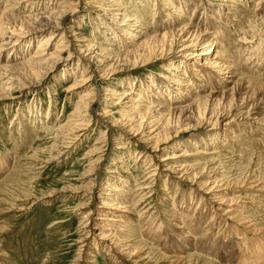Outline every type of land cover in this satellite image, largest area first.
Instances as JSON below:
<instances>
[{
	"label": "rangeland",
	"instance_id": "1",
	"mask_svg": "<svg viewBox=\"0 0 264 264\" xmlns=\"http://www.w3.org/2000/svg\"><path fill=\"white\" fill-rule=\"evenodd\" d=\"M100 1L110 5L103 7L108 14L120 16H107L99 11L97 7L103 5ZM157 1H76L77 11L66 18L61 28L67 39L75 34L84 49L101 46L105 50V63L99 69L106 72L104 76L95 72L96 63L88 59L72 64H69L72 60L53 63V68H49L51 72L38 87L21 90V81L13 76L17 89L7 94L8 100L0 101V264H264V45H260V38L264 36V0L260 6H255L257 0H235L238 13L224 27L226 30L220 32L222 50L236 67L237 85L232 88L233 84L228 83L232 88L230 92H224L218 75L203 67L199 73L192 72L196 65L189 62L190 65L185 67L194 77H187L192 86L188 88L172 81L167 70L175 67L182 74L181 66L186 61L180 51L182 45L172 44L163 55L159 50L151 59H148V53L143 54L144 49L127 54L121 51L132 46L116 29L128 22L117 10L126 15L142 16L140 20L148 27L141 41L150 36H161L164 28L185 24L205 32L204 27L211 28L206 18L211 24L218 25L210 17L215 18L213 10L219 9L220 0H170L185 15L179 17L178 25L171 26L167 21H170L169 16L176 18L171 12L173 5L165 1L160 6L155 5ZM12 2L0 0V19L5 12L10 16L29 17L47 9L42 2L23 0L21 3L15 1L14 5ZM225 11L226 7L222 12ZM112 21L123 24L113 25L111 31L107 25ZM66 26L70 27L69 32ZM50 33L41 31L38 36L22 39L10 54V50L4 52V59H0V76L6 72L4 66L35 53L43 36ZM262 39L264 43V37ZM157 43L161 47V43ZM137 44L133 48H137ZM192 47H195L194 43ZM55 48L56 44L51 51ZM201 48L202 45L196 46L195 51ZM70 52L71 45H68L61 51L60 58H67ZM7 56L16 60L8 62ZM44 67L38 70V75L49 70ZM86 68L93 73L90 83L85 88L78 85L77 91H71L69 86L82 78L81 71ZM23 69L18 68L16 72L24 73ZM133 84L136 92L132 96L135 97L139 89L142 99L146 98L140 101L142 111H137L138 115L145 113L149 105L146 100L150 98H153L151 103L183 107L189 102L187 97L200 91L196 96H204L200 104L209 102L207 94L220 106L233 98V107L227 114L235 123L229 128L198 126L199 118L210 115L205 113L198 118V113H191L193 109L182 113L181 120L175 123V115L164 112L174 126H170L171 137L165 145L155 149V144L140 140L144 127L139 134L130 131L126 134L122 129L128 117H134V111L127 112L124 104L127 100H122L123 97L118 100L111 90L116 88L124 93ZM86 88L87 91L94 88L95 105L86 119L79 118L81 126L75 135L63 136V128L78 109ZM249 109L263 121L244 118ZM128 113L132 114L128 116ZM202 114L199 112V116ZM148 124V127L153 125ZM243 129L248 132L242 140L247 143L245 146L241 141L234 139L232 142L231 139ZM225 141H229L232 148H224ZM212 148H219L213 157L212 151H205L206 156H197L200 150ZM185 151L192 155L177 160L189 165L191 180L174 173L167 176L168 172H162V166L154 174L158 160ZM210 160L222 164L220 170L224 178L218 176L215 179L225 185L222 197L228 206L227 213L214 210L208 193L204 195L207 200L204 207L199 200L200 186L194 180L200 178L204 182L206 175L213 173L209 172ZM92 191L94 198H90ZM118 193L128 195L124 201H130L128 205L135 210V215L131 214L130 229L138 233L137 238L127 240L140 251L132 257L119 251L112 252L107 241L97 244L93 241L100 230L117 231L109 219L117 215L116 210L100 208L104 200H112ZM175 210L189 216L199 213L197 219L193 218L192 225L184 224V234L170 223ZM204 210L201 217L200 212ZM216 214L220 218L217 219ZM88 218L93 222L87 221ZM91 225L94 226L93 233L88 235ZM206 225L208 232L204 230Z\"/></svg>",
	"mask_w": 264,
	"mask_h": 264
},
{
	"label": "bare ground",
	"instance_id": "2",
	"mask_svg": "<svg viewBox=\"0 0 264 264\" xmlns=\"http://www.w3.org/2000/svg\"><path fill=\"white\" fill-rule=\"evenodd\" d=\"M15 1H18V3H21L23 0H13V2L11 4L14 5ZM27 1L29 3L30 2L31 3L42 2L43 5H45V7H47V9H45L44 10L45 12H43V13L39 12L40 14H37L38 13L37 12L36 15H30L29 17L10 16V14L7 12H5L1 16V19H0V53H1L0 59H2V58L4 59L3 54L7 50H10L9 54L11 53L12 50H16L18 45L21 43L22 39H25V38L31 37V36H38V33L41 31H50L51 33L43 36V38L40 41L41 44L39 43V46H37L38 48H36L37 50L35 51V53L30 54L24 60L21 59V61H16V62L12 63L11 65L4 66V68H6V70H5L6 72H2L1 76H0V101L8 100L9 98L6 99L7 94H11V92L13 90L17 89L14 87V85H15L14 82H16L15 79H17L18 81H21L19 84V87L21 88V90L27 89V88H33L35 86L38 87L41 84V82L43 81V79H45L49 75V73L51 72L50 69L53 68V67H51V65L55 62L56 63L61 62V61L68 62V61L72 60L69 63V64H72L76 61H78V63H79V61L82 62L83 61L82 59H88V61L91 60L94 62V64L96 63V65H95L96 67H94L96 73H100V75H102V76H104L106 74V72L102 73L101 71H99L101 65L103 66L105 63V50H103L101 46L100 47L92 46V47H88L87 49H84V47L80 43H78V38L75 34H72L71 36H69V39H67V37L65 36V31L62 30V28H61L63 22L66 21V18L73 15L77 11V3H76L77 0H27ZM162 1H165V3H168L169 5H173L172 8H174V10L171 8H169V9H171V12L174 13V15L176 16V18H173V16L168 15L170 21L169 22L167 21V25L168 24L170 26L173 24L178 25V21L181 20V19H179V17L181 18V17L185 16L183 13L184 11L178 5H175L174 3H172L170 0H159V1H157V4H155V5H159V4L161 5V3H163ZM220 2L221 3L219 4V9L213 10V13H214L213 15L215 16V18L214 17L212 18V16L210 17L211 20L214 21L215 23H218V25L216 26V24H211V22L209 21L210 19L206 18L207 22L206 21L205 22L207 24H210L211 28L207 29L204 27V30H206L205 32L199 31V29L198 30L192 29L190 24H185V25H182L181 27L178 26V27L173 28L171 26V27H167L166 29L164 28L165 32L162 33L161 36H150V37L143 39L141 41L142 36L144 35L143 32L147 31V27H148V25L144 21L140 20V18L142 16H140L138 14L135 16H131L130 14L126 15L125 13H123V11H120V10H117V12H120L124 15L123 17H125L126 20L128 21L127 24L122 26L123 23L118 24L117 22L112 21V22H109L107 26L110 27L111 31H113V25L122 26V28L117 27L116 29L118 30V33L123 35L126 39H129L128 43L130 46H132V48H126L124 50H121L123 53L125 52V54L132 53V52L138 51L140 49H144L143 54L148 53L147 54L148 59H151V56L155 55V53L157 54V52L159 50L161 51L160 54L163 55L164 54L163 52L166 49H168V46H170V48H171L172 44H178L179 46L182 45V48L180 51L184 54L186 61L181 66V68H183L182 74H179V70L175 69V67H172V68H170V70H167L168 74H170L169 78L172 81H174L177 84L183 83L184 86H186L188 88L191 87L192 81L187 80V77L188 78H190V77L194 78V77L189 75V73L187 72V67H185V65L186 64L190 65L189 63H192V64L196 65L193 67V69H191L192 72L199 73V72H201L202 67L208 69V71H211L214 74L218 75L219 83L223 86L224 92H230L231 89L237 85V81H236L237 74H235L236 67H235V64L229 59L227 54L225 52H223V50H222L223 44L221 42V38H219V37H221L220 32H224V30H226V28H224V27H227L228 22L232 19L234 20L239 9L234 4L235 0H220ZM260 2H263V0H257V2L255 3V6H257V5L260 6L259 5V4H261ZM100 4H103V5H99V7H97V8L99 9V11L104 12L105 15H107V16L111 15L112 17L120 16V14H117V13L116 14H108V11H106V9L103 8L104 6H110V5H108V3L105 5L104 3H102V1H100ZM49 5H51V7H55V8L51 9V8H49L50 7ZM143 6H144V4H143ZM164 7H165V5H164ZM225 7H226V11L223 13L222 11H223V8L225 9ZM156 9L161 10V9H159V7H157ZM144 12H146V9H144ZM98 13H100V12H98ZM109 13H110V11H109ZM262 14L264 15V11H262ZM177 16H178V18H177ZM106 24H107V22H106ZM219 24H222V25H219ZM11 28H13V29H11ZM69 28H70L69 26H66L65 29L67 30V32H69V30H68ZM213 28H214L215 32L210 31V29H213ZM106 30H108V29L106 28L105 31ZM262 38H260L261 39L260 45L263 46L264 43H263ZM139 41H141V42H139ZM158 41L161 43L160 44L161 47H159V45H158L159 43H157ZM189 41H191V43H189ZM196 41H197V43H196ZM138 42H139V45L137 44ZM57 43H58V45H57ZM193 43H194L195 47L202 45V48L199 51L197 50V52H196L195 47H192ZM55 44H56L55 50L51 51ZM134 44L138 45L137 48L136 47L133 48ZM68 45H71V52H70V54H67V55H69L67 58L65 57V58L61 59L60 58L61 51L63 49H66L68 47ZM224 54H225V56H224ZM7 57L8 58L6 60L10 59L8 62H13V60L14 61L16 60L13 57H10V56H7ZM44 66H46L47 70L50 67L51 68L48 71L44 70L45 72L42 73L43 75H40V73L38 75V70H40ZM18 68L19 69L24 68L23 69V70H25L24 73L20 74L19 71L16 72V70ZM20 72H21V70H20ZM187 73H188V76L186 75ZM81 74H82V76H81L82 78L80 80H76V82L73 85L71 84V86H69V89H71V91L72 90L77 91L76 89L79 86L85 88L90 83L89 81L91 80V77L93 74L92 71L89 72L88 68H86L85 71L84 70L81 71ZM214 74H213V76H214ZM15 75L17 76V78L14 79L13 76H15ZM7 77H8V79H6ZM183 81H187L188 83H185ZM228 83L233 84L232 88H229ZM133 88H134V84H133L132 88H129L130 89L129 91H125L124 93H121L120 91H116V88H112V90H111V94L113 96L117 95L118 100H120L122 97H123L122 100H124V99L127 100L124 103L127 112L133 113V111H134V113L136 114V115H134V113H133L134 117H130V118L128 117V121H125L126 124L124 126H122V123H121L122 129L125 133L130 131L132 133L134 132V133L139 134L142 127H144V131L140 133L142 135V137H140V140L147 142L149 144H151V143L155 144V146H154L155 149L159 150V147H161L162 145H165V143L168 141L167 139L169 137H171V136H169L172 133L171 128H170L171 124H173V126H174V123H173L174 120H175L174 121L175 123L179 122L181 120V114L185 113L186 110H188V109H193V111L191 113H194V115H195V113H198V116H197L198 118L201 116H204L205 113H208L207 115H210L209 118H208V116L205 119L199 118V120H198L199 125L198 126H200L202 124L203 125L207 124L213 128L217 125H220L223 128H229L231 125H234V123H235L234 119H232V120L228 119L230 117V115L227 114V112L230 111L231 108L233 107V102H234L233 98H231L225 105L220 106L219 105L220 103L216 99H213V96H211L210 94H207L205 96H206V98L210 99L209 102L205 101L204 103L200 104V99L202 97H204V96H202L201 98L196 97V96L200 95V91L195 92L193 95L189 96V98L187 97L186 99H188L189 102H188V104L184 105L183 107L175 106L174 108H172V107H168L167 105L160 104V103H151L150 101L153 100V98L152 99L150 98V99L146 100L149 103L148 106H150V107L147 106L145 108L146 109L145 113L138 115L136 112L140 111V113H141V111H142V110H140V107L142 105L140 102L142 99V94L139 92V89H138L137 94H135L136 96L133 97L132 95L134 94V92H136L133 90ZM136 90H137V88H136ZM94 92H95L94 88L92 90L88 89V91L86 88L84 93L81 95V100H79L80 104L78 106V109H76V111L74 112V115H72V119L66 125L64 124L65 126L63 128V131H64L63 136L66 134L75 135V131L80 129L81 125L78 124L79 118L81 117L83 120L86 119V117L90 113V110L95 105V99L96 98H95ZM246 93H247V91H246ZM144 96H145V94H144ZM246 96H247V94H246ZM241 98H242V95H241ZM145 99L146 98L144 97V99H142V100H145ZM248 99H250V98H248ZM145 109H143V110H145ZM254 109H257V108H254ZM250 111L251 110L249 109L248 113H245V115L243 117L248 118L249 120L260 121V122L263 121L262 119L259 120L258 118L255 117V115H256L255 112H253V111L250 112ZM164 112L172 113L171 116L175 115V116H173V118H174L173 121L169 118L166 119ZM199 112H200V114H201V112H203V114L199 116ZM132 113H128V116H130ZM237 114H236V116H237ZM177 117H178V121L176 120ZM220 117H221V120L219 121ZM186 118H189V117H186ZM190 118H192V117H190ZM107 122H109V121L107 120ZM148 123H152L153 125L148 127L147 126ZM172 130H173V128H172ZM245 130L246 129H243L242 131H240V134L238 133L236 135H232L231 136L232 142L235 139V141H237V140L239 142L241 141L240 143L242 145L247 144V143H244V141L242 142V140L244 139V134L247 135V133H248ZM228 143H229V141H225V144L223 145L224 148L225 147L227 149L232 148V146H230L232 144L228 145ZM218 149L219 148H212L210 150L209 149H203V150H200L198 152L197 156L208 155L205 153V151L206 152L212 151V153L209 152L212 156V154H214L215 151H217ZM210 154H209V156H210ZM190 155H192V153L185 151L182 154H179V155L173 154V155H170L169 158L158 160L155 163V165H156L155 170L156 171H154V174H156L157 169H159L162 166V168H161L162 172H165V173L168 172V173H166L167 176H168V174L171 175V173H174V174H178L179 176H181L182 179L191 180V178L188 175V172H190L189 165H187L183 161L177 160L178 158H187ZM167 159H169V160H167ZM170 159H175V160L170 161ZM147 161H148V158H147ZM177 163H179V164H177ZM209 163H210V165L209 164L208 165L211 166L209 172L213 171V173L212 174L208 173L209 175H206L207 179H205L204 182H201L200 178L197 180H194V182H198V184L200 186L199 189H200V195L201 196H200L199 200H201V204L204 207V205H205L204 201H207L206 198L204 197V195H206L208 193V195H210V197H211L210 201L213 202L212 205L215 207L214 210H216L217 213L220 211L225 212L227 210L228 206L226 205L225 200L223 199L222 196H223V191L226 188L224 187L225 185L223 183H221L222 181H218L215 179L218 176H221L222 180L224 178V173H222V171L220 170L222 168L221 167L222 164L220 165L217 162H215L214 160H210ZM223 168H225V167H223ZM97 173H99V171ZM124 188H125V186H124ZM203 192H204V194H202ZM123 194L118 193L117 196L114 195L115 196L114 199L107 200V201L104 200L101 203L102 207L100 208L103 211H106L107 209L116 210L117 215L115 217H111V218L109 217V219H111V221H112V223L110 222L111 226L112 227L115 226L114 228H117V231L116 232H113V231L108 232L107 228H105L104 231L99 229L100 231H98L96 233V236L94 235V239H96V240H93V241H95V244H97L99 241H107L109 243V248L112 252L119 251L120 253L124 254L125 256H131L132 257V255H134L135 253H138L140 251L139 248H137L136 246H133L131 244L132 242L127 240V238H130V237L135 238L138 234L137 232L134 231V229L133 230L130 229L132 227V222H130V221L133 220L131 218V216H132L131 214L135 215V213L133 212L135 210L133 208L131 209V205H128L129 203H131L130 201H124L125 198L128 197V195L125 194V196H124ZM197 194L199 195V190H198ZM94 196L95 195L93 192V193H91L90 198H94ZM120 196H122L123 199L120 198ZM116 201H118V202H116ZM225 213H227V212H225ZM175 214H178V215H175ZM198 214H195V216L194 215L189 216V215L183 214V212H178L175 210L174 214H172V216H170L171 218H173V219L170 218V223H172V226H176L177 229L180 230L181 233H183V232H185L187 225H192L194 223L193 218L197 219ZM204 214H205V210L200 212L201 217ZM89 216H90V214H88V217ZM215 216L217 219L220 218L219 214H216ZM87 221H89L90 223L93 222V221L92 222L90 221V218H88ZM173 222L175 224H173ZM168 225H170V224H168ZM93 227L94 226L91 225L89 232H88V235H90V233L92 235ZM206 228L208 229L207 225L204 227V230H206ZM158 229H160V227H158ZM208 230H206V231L208 232ZM153 236H154V238H156L155 234ZM88 237H91V236H88ZM123 239H125V240H123Z\"/></svg>",
	"mask_w": 264,
	"mask_h": 264
}]
</instances>
